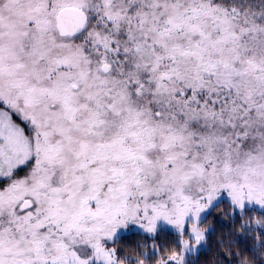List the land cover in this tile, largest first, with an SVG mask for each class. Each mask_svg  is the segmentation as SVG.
Returning a JSON list of instances; mask_svg holds the SVG:
<instances>
[{
  "label": "snow or ice",
  "instance_id": "1",
  "mask_svg": "<svg viewBox=\"0 0 264 264\" xmlns=\"http://www.w3.org/2000/svg\"><path fill=\"white\" fill-rule=\"evenodd\" d=\"M221 216L264 259V0H0V264H191Z\"/></svg>",
  "mask_w": 264,
  "mask_h": 264
},
{
  "label": "trees",
  "instance_id": "2",
  "mask_svg": "<svg viewBox=\"0 0 264 264\" xmlns=\"http://www.w3.org/2000/svg\"><path fill=\"white\" fill-rule=\"evenodd\" d=\"M214 232L209 235L208 242L201 251L190 257L191 264H239L241 255L247 257L253 264H264V259L259 255H252L253 241L241 235L237 225L227 218L221 216L220 220L212 225ZM162 247L168 246L171 237L161 233L155 241ZM147 243L151 250V239H145L143 234H128L127 238L120 244L124 254L130 258L134 256V250L138 244ZM229 247L231 252L237 253L235 261L233 256L228 255Z\"/></svg>",
  "mask_w": 264,
  "mask_h": 264
},
{
  "label": "rangeland",
  "instance_id": "3",
  "mask_svg": "<svg viewBox=\"0 0 264 264\" xmlns=\"http://www.w3.org/2000/svg\"><path fill=\"white\" fill-rule=\"evenodd\" d=\"M204 247H205V246H204ZM204 247H203V248H204Z\"/></svg>",
  "mask_w": 264,
  "mask_h": 264
}]
</instances>
